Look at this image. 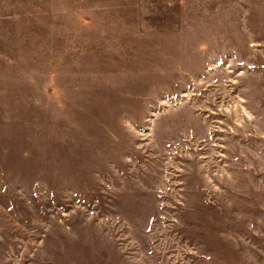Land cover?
<instances>
[{"label":"rangeland","instance_id":"rangeland-1","mask_svg":"<svg viewBox=\"0 0 264 264\" xmlns=\"http://www.w3.org/2000/svg\"><path fill=\"white\" fill-rule=\"evenodd\" d=\"M0 264H264V0H0Z\"/></svg>","mask_w":264,"mask_h":264}]
</instances>
